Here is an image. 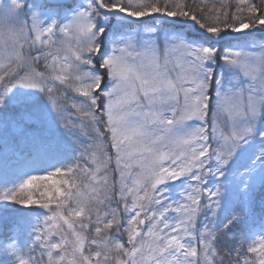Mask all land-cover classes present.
<instances>
[{
  "label": "snow or ice",
  "instance_id": "6c2138e0",
  "mask_svg": "<svg viewBox=\"0 0 264 264\" xmlns=\"http://www.w3.org/2000/svg\"><path fill=\"white\" fill-rule=\"evenodd\" d=\"M206 8L195 0H85L61 22L67 9L49 0H0V28L15 25L0 32V151L55 153L57 125L78 149L71 164L0 190V201L48 212L30 242L23 219L0 216V264H264V234L251 243L246 235L257 200L264 203V33L221 53L146 28L102 50L100 9L187 18L210 37L264 29V2ZM16 88L38 90L47 108L11 96ZM81 175L93 185L89 197ZM181 177L184 189L169 200L161 186Z\"/></svg>",
  "mask_w": 264,
  "mask_h": 264
},
{
  "label": "rangeland",
  "instance_id": "374dc122",
  "mask_svg": "<svg viewBox=\"0 0 264 264\" xmlns=\"http://www.w3.org/2000/svg\"><path fill=\"white\" fill-rule=\"evenodd\" d=\"M25 5H30L33 4L35 2V0H24ZM85 2V0H74V3L71 6H68V9L66 12H61V14L59 15V19L61 20V22H65L67 17L70 16L71 14V8L75 7L76 5H83ZM101 16L97 18L98 20V24L101 27L105 28V33L100 37L101 41H102V50L105 51V53H107V51H110V42L112 39L115 38V36L120 35V34H129V33H137V34H143L146 28H154L158 31H168V32H177V33H183L184 36L186 37V39L188 40H196L197 42H205V43H209L213 46H215L219 52H223V50L226 47H230L233 44H236L238 42H242L245 39L250 38V36L248 37H244L242 38L241 35L245 34L246 32L252 30L253 28L247 29L245 32L242 33H233V32H227L225 34H221L219 37H211L210 38H206V37H190L188 35L189 32V27H185L183 28V31H177L174 30L170 27V25H166L164 19L161 18H157L156 20H154L152 23H148V22H144V23H139V24H131L129 22V18L132 17H125L123 14L121 13H117V12H113L110 14H105L104 12H100ZM159 14V13H158ZM155 15L157 14H153L150 17H142L139 20L142 19H151L153 18ZM101 17H106L107 19H101ZM172 19L178 20V21H184L187 18H178V17H170ZM135 19V18H132ZM46 22V21H45ZM197 30H201L204 31L203 29H200L198 25H195ZM15 25L12 23L6 24L4 25L2 28H0V32H3L4 34H7L10 30L14 29ZM259 32H263L264 29L261 28H257ZM256 35V33H253ZM257 36V35H256ZM65 38H61V40L63 41ZM70 43H74V41H71V38H68ZM219 41H214V40H218ZM58 47H62L64 49H67L68 45L67 44H58ZM243 49L245 51L249 50V45L248 44H244L243 45ZM61 55H64L65 52L61 51L60 53ZM258 55V54H257ZM219 70V69H218ZM13 97L16 96H21V95H25V96H31L33 98H35L36 100L39 101V103L44 106L45 108H47V100L46 98L43 96L42 93H40L38 90H24L22 88H16L12 91V93L10 94ZM56 134L59 136L61 142H62V147L65 150H68L70 153H72V155H76L77 152V145L74 144L64 133L63 129L60 128L58 125L56 126ZM108 151L110 154L113 155L114 157V152L113 150H111V148H108ZM27 156H31L30 154H13L11 151H9L7 148H5L4 150L0 151V163L7 166L8 168L10 167V169H14V172L12 174H9V181L4 183L3 185L0 186V190H5V189H10V188H15L19 183H21L24 179H26L28 176L30 175H44L47 174L50 171H54L56 168L61 167L63 165H68L70 164L69 161L65 162V161H61V162H54L52 161L51 164L48 165V162H45V164H47L48 166L46 168L43 169H39V164H37L36 168H29L28 166H26L25 164H21L23 161L26 160ZM239 159V158H237ZM234 164L236 163V161L233 162ZM12 167V168H11ZM115 169V160L113 159L112 164L110 165V174H111V178L112 180H117L118 179V175L114 172H112V170ZM230 170H231V166H230ZM10 173V172H8ZM84 176L81 175L79 177V182L81 184V188L80 191L83 194V196L85 197H89L92 194V188L88 189V188H82V178ZM129 183H131V181H129ZM187 183V178L186 177H181L178 178L175 181H169L167 182L165 185H162L161 188L165 189V196L169 199V200H175L179 198V194L181 193V191L184 189L185 185ZM211 183H209V186H211ZM118 187V185H117ZM229 191H231V188H229ZM38 196V194H37ZM94 203V202H92ZM113 206H116V201L113 200ZM32 207H35V205L30 206V207H22L21 205L15 204V203H11L8 201H0V216H5V217H10V218H17V219H23V221L25 220V224H24V233H23V237L22 240L24 242H30L32 239L31 236V230L32 227L39 221L41 220L45 215L48 214L47 210H44L42 213H37L36 215H26L25 213L29 212V210H31ZM103 207H101V211H103ZM172 215H175V213H172ZM146 230V229H145ZM264 234V203L259 202V200H257L254 212L252 214V216L249 218L248 223H247V227H246V235L247 238L250 240L249 243H251V239L255 237V239L258 240L257 236H260ZM86 235L91 238L94 233L92 232H88L86 233ZM53 242H55L58 237H52ZM121 242L124 243L125 245L127 244V236L125 235L124 237L121 238ZM26 252V250H25ZM26 258V257H25ZM201 259L203 260V257L201 256Z\"/></svg>",
  "mask_w": 264,
  "mask_h": 264
},
{
  "label": "trees",
  "instance_id": "16d2710c",
  "mask_svg": "<svg viewBox=\"0 0 264 264\" xmlns=\"http://www.w3.org/2000/svg\"><path fill=\"white\" fill-rule=\"evenodd\" d=\"M195 2L197 4H201V3H206L207 4V8L205 9V11H208L210 9L213 8V5L215 4L216 7H219V0H195ZM232 4H233V8L231 10H234V3L235 0H231ZM255 2L257 4H261L262 2H264V0H255ZM55 7V6H53ZM62 8L64 9H68V7H64L62 6ZM179 19L181 17H178ZM172 29L177 30V31H183V28H176L174 26H170ZM225 34V33H222ZM75 156V155H74ZM72 153H70L68 150H65L63 148H60L59 151L55 152V153H49V154H44V155H40V156H27L26 160L23 161L21 164H25L26 166H28L29 168H36L37 164H39V169H43L46 168L49 164L54 162H61V161H69V163L71 164L73 162V157ZM45 162H48V165L45 164ZM94 167V166H93ZM12 168V167H11ZM10 172V173H8ZM14 172V169H10V167L8 168L7 166L3 165L0 163V186L3 185L4 183L9 181V174H12ZM82 188H88L91 189L92 188V184L89 183L88 179H85V177L82 178ZM85 185H87V187H85ZM259 200V199H258ZM260 202V201H259ZM44 210L39 206H35L32 207L31 210H29V212L25 213V216L30 214L32 215H36L37 213H42ZM25 220H24V224H25Z\"/></svg>",
  "mask_w": 264,
  "mask_h": 264
},
{
  "label": "water",
  "instance_id": "95a60500",
  "mask_svg": "<svg viewBox=\"0 0 264 264\" xmlns=\"http://www.w3.org/2000/svg\"><path fill=\"white\" fill-rule=\"evenodd\" d=\"M74 3V0H49V4L50 6H57V5H60V6H71L72 4ZM100 12H104L105 14H110V13H113V12H108L104 9H100L99 10ZM157 18H161V19H164L166 25H170V26H174L176 28H185V27H189V32H188V35L190 37H206V38H210V35L204 31H201V30H197L196 29V26L194 24L193 21L191 20H184V21H178V20H175V19H172L170 17H167V16H164L163 14H157L155 15L153 18L151 19H142V20H137V19H132V18H129V22L131 24H139V23H144V22H148V23H152L154 20H156ZM253 33H256L257 36H259L261 33H264L263 32H259L257 28H253L252 30L246 32L245 34L241 35L242 38L244 37H248L250 35H252ZM215 42L216 41H219L218 40H214Z\"/></svg>",
  "mask_w": 264,
  "mask_h": 264
}]
</instances>
